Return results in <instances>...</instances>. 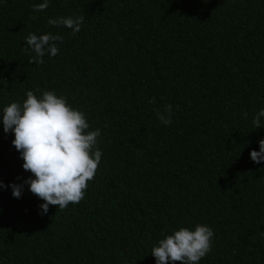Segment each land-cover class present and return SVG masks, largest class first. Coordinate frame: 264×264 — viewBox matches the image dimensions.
I'll use <instances>...</instances> for the list:
<instances>
[{
	"label": "trees",
	"instance_id": "trees-1",
	"mask_svg": "<svg viewBox=\"0 0 264 264\" xmlns=\"http://www.w3.org/2000/svg\"><path fill=\"white\" fill-rule=\"evenodd\" d=\"M42 2L0 0V264H156L160 239L196 225L214 232L198 264H264V160L250 157L264 139L253 124L264 0H49L34 11ZM69 16L84 17L75 35L48 23ZM30 33L61 35L58 54L29 63ZM27 91H54L100 130L84 198L43 215L3 129V109Z\"/></svg>",
	"mask_w": 264,
	"mask_h": 264
},
{
	"label": "clouds",
	"instance_id": "clouds-1",
	"mask_svg": "<svg viewBox=\"0 0 264 264\" xmlns=\"http://www.w3.org/2000/svg\"><path fill=\"white\" fill-rule=\"evenodd\" d=\"M49 6V0L34 4V11H43ZM36 17H33L35 19ZM83 16L59 17L49 19L51 25H63L72 29L75 35L81 30ZM61 35L30 33L26 44L36 54L29 63H44V55L58 54ZM172 105H167L166 113H171ZM261 109L253 118L255 128L264 126ZM160 121L169 125L170 115L161 113ZM3 129L5 133L14 132L12 144L21 153L24 161L22 167L33 175L24 183L30 191L41 198L44 203L39 207L41 214L48 212L49 205L66 208L70 203L78 204L85 196L88 182L95 176L102 152L93 146L97 143L100 130L86 131L89 124L82 111L70 106L66 98L58 97L54 91H45L42 98H37L32 91H27L23 104L12 102L3 109ZM259 151L252 150L253 162L264 160V139H260ZM34 177V178H33ZM12 195L20 198L23 184H11ZM0 187H4L0 181ZM213 230L207 225H196L194 230L181 227L173 234L166 235L152 248L151 254L156 264H198L211 249Z\"/></svg>",
	"mask_w": 264,
	"mask_h": 264
}]
</instances>
